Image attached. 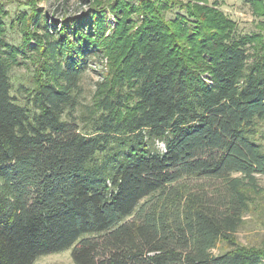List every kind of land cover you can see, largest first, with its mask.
Returning <instances> with one entry per match:
<instances>
[{
	"label": "trees",
	"instance_id": "obj_1",
	"mask_svg": "<svg viewBox=\"0 0 264 264\" xmlns=\"http://www.w3.org/2000/svg\"><path fill=\"white\" fill-rule=\"evenodd\" d=\"M97 9L32 17L47 66L21 95L22 51L0 39V264L68 250L75 264H264L256 250L215 253L264 177V47L256 35L173 40L180 18L119 26L115 45ZM105 59L83 105L81 82ZM193 178L225 180L228 198H200L183 185Z\"/></svg>",
	"mask_w": 264,
	"mask_h": 264
},
{
	"label": "rangeland",
	"instance_id": "obj_2",
	"mask_svg": "<svg viewBox=\"0 0 264 264\" xmlns=\"http://www.w3.org/2000/svg\"><path fill=\"white\" fill-rule=\"evenodd\" d=\"M154 5H158L159 10L153 8ZM95 8H99L97 12L100 16H106L104 39H116L115 45L121 43L118 36L122 28L119 26H123V34L128 32L129 36L145 25L151 26L152 22L162 26L164 19L169 22L180 18L172 31L173 40L179 41L182 36L200 31L204 34L206 47L211 49L246 35H256L259 44L264 47V0H89L87 3L81 0H0V39L22 51L11 70L13 94L21 95L25 89L34 88L45 78L47 60L41 45L37 43L39 35L35 33L38 30L32 23V17L41 13L49 19L62 21L68 14L91 13L96 11L93 10ZM169 40L172 39H167L166 43ZM130 43L127 40V44ZM108 74L107 59L91 63V70L81 82L83 105L92 104L97 83L102 82ZM259 129L257 139L264 147V123L259 125ZM159 148L163 150L164 145L160 144ZM257 183L258 187L248 192L249 208L234 236V246L220 243L215 253L231 248L264 253V177H258ZM183 185L206 201L221 204L223 199L228 198L225 180L193 178L185 180ZM35 264L75 263L71 250H68L38 258Z\"/></svg>",
	"mask_w": 264,
	"mask_h": 264
}]
</instances>
